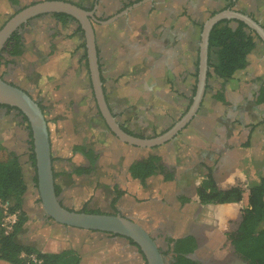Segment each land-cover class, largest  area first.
<instances>
[{
  "label": "rangeland",
  "instance_id": "374dc122",
  "mask_svg": "<svg viewBox=\"0 0 264 264\" xmlns=\"http://www.w3.org/2000/svg\"><path fill=\"white\" fill-rule=\"evenodd\" d=\"M37 1L41 0H20V5H28ZM73 1L89 4V0ZM120 1L102 0L101 5L95 8L94 14L107 16L120 5ZM207 1L195 0L191 6L199 10ZM254 1H242L243 3H237L234 8H242L244 12H247L253 6ZM188 2L190 0L184 4L186 7H189ZM247 2L248 5H246ZM219 6L218 0H211L212 8ZM17 8L14 6L12 10ZM146 9L147 5L144 2L129 13L127 20L120 16L110 24L94 23V34L95 43L100 49L99 55L102 58L99 73L101 72L100 79H103V93L111 107L112 115L119 125L129 128L135 134L148 137L168 127L177 116L167 115L168 113L163 108L156 109L155 112L150 111L147 108L151 101L147 87L151 88L154 79L156 81L158 77L157 74L162 73V64L167 63L172 68L178 67V44H165L160 37L162 33L160 31L164 30L162 29L164 28L163 11L146 12ZM9 13H0V24L9 17ZM206 14L205 19L209 16L208 13ZM50 24L55 25L50 16H40L20 27L19 32H22L28 47L24 55L20 59L17 58L16 62L23 60L24 67L15 66L3 75V78L26 90L35 101H39L44 107L51 145L61 157L59 162H54V166L55 169L64 172V176L61 177L63 179L60 180L62 184L60 192L65 206L80 211L85 207H90L110 213L112 210L110 204L115 197L111 183L120 182L123 188L119 190L124 194L118 204L125 213L135 217L134 219L144 228L156 230L154 233L156 237L158 236L155 240L158 246L163 247L161 237L165 235L168 225H174L172 235L178 236L187 232V224L193 221L209 226L217 223L220 229L213 231L206 240L199 238L200 247L195 253H200V257L208 253V250H205L208 248V239L214 241L213 249L218 246L221 251L227 253V245L221 243L222 230H233L237 221H228L226 225L224 219L214 220L213 216L224 213V206H204L197 216L195 205L180 208L173 201L175 192L179 193L184 190L185 183L195 182L199 178V173L194 170L197 169L196 167L192 171L186 169L177 171L175 178L166 183L150 178L141 184L127 177L125 169L129 163L146 156L149 149L122 144L111 135L98 115L89 72L85 69L84 61L81 60L83 49L79 48V44L83 41L82 36L80 33H74L76 30L74 23L58 24L49 29ZM49 43L53 44L52 54H49ZM146 44L149 45V50ZM37 51H41L42 55L39 61L35 60ZM161 52H164V55L160 56ZM138 55L142 57V62L137 65V75L127 76L129 63H132ZM212 57L214 59V55ZM146 63L150 67L147 74ZM180 111L179 109L178 112ZM184 133L190 134L185 135ZM28 135L29 131L20 114L14 109L0 107V138L2 140L7 139V136L10 138L5 141L6 147L0 143V160L5 161L11 157L8 149L16 142L17 148L22 150L20 151L21 157L26 161V168L30 172V179L28 176L26 181L28 189L25 196L30 225L23 235L30 240L33 235L35 237L37 234L45 244L48 240H53L49 242V245L54 247L59 243V238L46 236L44 229L35 232L36 229L41 228L43 219L40 203L34 202L38 194L33 179H31L34 169L29 160ZM179 136V144L172 143L168 146L159 145L152 148L153 152L163 158V163L168 162L175 170L177 158L174 152H179L178 155H180L198 149L195 144L196 131L191 129V124L182 129ZM79 137H84L106 161L112 162L115 173L111 177L97 183V180L93 178L82 179V176L72 178L68 175L69 171L85 163L80 154L71 152L72 144ZM13 139L17 140L13 141ZM51 229L55 234L54 228ZM63 231L65 233L63 243L75 246L81 251L80 264H140V256L135 253L134 247L126 245L125 240L116 241L97 232H81L68 228H64ZM46 247L47 245H44L41 250L45 251ZM207 257H212V255L208 254ZM212 262L214 264V261ZM229 263L242 264L235 258H231Z\"/></svg>",
  "mask_w": 264,
  "mask_h": 264
},
{
  "label": "crops",
  "instance_id": "0c3cea01",
  "mask_svg": "<svg viewBox=\"0 0 264 264\" xmlns=\"http://www.w3.org/2000/svg\"><path fill=\"white\" fill-rule=\"evenodd\" d=\"M70 1L76 4H80L73 0ZM186 1L140 0L138 1L139 4L137 6L121 15L123 19L127 20L129 17V13L132 12L135 8L141 6V4L144 2H146L147 5L146 12L154 10L159 12L163 11L162 21L164 24V28L162 29L164 30L160 31V33L162 32L160 37L165 44H178V59L175 56V59L178 60V67L176 66L172 68V66L167 63L162 64V73L157 74L158 77L156 78V81L154 79L151 88L147 87L148 95L151 99L147 108H149L150 111L154 110V112L156 111V109L163 108L168 113L167 115L171 117L177 115L175 119H177L181 115L182 111L188 105L190 106L192 101L189 104V98L192 95V88L195 84L197 85V79L194 78V73L197 69L198 74V65L196 68L194 63L197 60L199 62V46L201 33L197 24H201L204 22V19L207 15L206 13L210 14L212 11H220L229 2V0H218L220 2V6L212 8L211 0H208L202 8L196 10V7L191 6L192 3H195V0H190V2H188L189 7H186L184 5ZM242 1L245 0H236L235 5H237V3H241ZM101 3L102 0H98V4L96 7L101 5ZM120 5L118 6L119 8ZM246 5H248V2ZM184 10L186 12L185 16H183ZM4 13H7V11H4ZM247 14L255 21H257L264 29V0H255L253 6L248 9ZM95 16L98 17L99 15L96 14ZM188 16L191 20H193L195 25L191 23L189 24V22L187 21ZM69 23L71 24L72 22ZM74 24L76 29L77 24ZM184 32L186 34H184ZM24 43L26 42L24 41ZM146 48L149 50L150 47L148 44H146ZM162 54L164 55V52L159 53L160 56ZM212 55H214L213 51H211V53H208L207 50V64L208 57L211 60L213 59ZM98 58V64L102 65V58H100L99 54ZM13 60L16 62L17 58H13ZM134 60H138L137 62H139L140 64L142 62V57L138 55L136 58H134ZM184 62L186 63L185 72ZM213 62H215V55ZM149 69L150 67L148 66V63H146V74L149 73ZM207 71L212 72V69L210 70L208 67ZM129 75L131 74L127 73V76ZM168 78L171 82H168ZM262 89L264 90V41L259 37L255 41L254 49L248 56V63L246 67L243 70L238 71L233 79L222 80L214 76L213 74L210 77L206 76L205 87L199 107L192 118L182 128L185 129L187 126H189V124H191V129L196 131L197 141L195 142V144L197 145L198 149H195L191 153L184 152L180 155H178L179 152H174L177 158L175 162L176 170L174 169L175 173H177V171L180 172L183 169L192 171L194 167L197 168L194 170L199 173V178H197L195 182L185 183L184 190H181L179 192L180 196L186 199L183 207L186 208L187 206L195 205L197 208V216L204 207L197 205L198 195L196 193L197 187L205 177L204 174H210L215 186L221 190H225L230 187H240L243 189H248L254 182L257 181L259 176L264 175V102L256 103V98L260 90ZM218 96L222 99H218ZM177 109H180L181 111L178 112ZM173 121H171V123H173ZM181 130H179L172 139L164 142L161 145L168 146L172 143L179 144V132ZM188 134L190 133H186L185 135ZM8 136H10L9 133ZM8 136L7 139L10 140ZM7 139L2 140L0 138V143H2L4 147H6L5 141ZM16 140L17 139H13V141ZM49 142L51 166L53 175H55L54 185L61 188L62 184H60V180L63 179H61V177L64 176V172H61L60 169H55L54 166V162H59L61 157L56 153L57 150L54 149V146L51 145V136L49 137ZM20 151L22 150H19V148H17L16 142L13 143L8 149V152L13 153V155L18 158L27 190L28 184L26 181L30 172L29 169L26 168V161L21 157ZM161 161L163 163L162 157ZM163 164L168 169L174 168H172V165L168 164V162L166 163V161ZM194 164L196 165L194 166ZM82 165L85 166L86 162ZM128 166L125 169L127 177H129L127 172ZM32 169H34V171L33 177L31 179H34L35 168ZM75 169L76 168L69 171L68 175L72 178H79L80 175L78 176L77 174L73 173ZM85 178V176H82V179ZM132 180L134 182L141 183L139 180ZM111 186L112 188H116L118 190L123 188L120 182H113ZM26 193L27 192H25L24 195L22 208L27 212L29 217V212L27 211V206L25 204ZM215 205L221 207L224 206L225 209L224 213L221 212V214L213 216L214 220L218 221V219H224L226 221V225L229 223L228 221L233 222L236 220L238 223L241 209L243 207V202L240 201L223 204H206V206ZM217 225L218 224L216 223L214 225L212 224L211 226H208L211 233L220 229L219 225ZM62 227L63 226H59L57 224H52V228H54L55 231V234L53 236L59 238L60 240L59 243L54 245V247H51V245H49V242H52L53 240H48V242H46L45 244V242H43L37 234L35 235V237L33 235V237L29 240L23 235V232H21L17 235V239L23 244L33 245L41 252L57 253L60 252L64 246L63 238H65V233L63 231L64 228ZM59 231L61 232L60 234L62 237H58L56 235L57 233H59ZM223 232H226V229L222 230V235ZM30 233L32 234V231ZM195 236L199 244L200 237L198 233H195ZM207 241L208 253L204 254V259L208 256V254L211 256L215 252V249L218 248V246H215L214 249L212 248L214 241L210 239H208ZM223 242L224 236L221 240V243ZM44 245H47L45 251L41 250V247H43ZM227 249L232 253V249L229 244L227 245ZM0 264L9 263L0 261Z\"/></svg>",
  "mask_w": 264,
  "mask_h": 264
},
{
  "label": "trees",
  "instance_id": "16d2710c",
  "mask_svg": "<svg viewBox=\"0 0 264 264\" xmlns=\"http://www.w3.org/2000/svg\"><path fill=\"white\" fill-rule=\"evenodd\" d=\"M138 1L140 0L129 1L128 4H125L122 7V9L127 6H131ZM235 2L236 0H229V2L225 5L223 9L232 8ZM33 3L35 2H31L30 4ZM12 6L18 8L16 10H12ZM25 6L27 5H20V0H0V13L1 11L10 12V17ZM216 12L218 11H212L209 16L215 14ZM46 15L48 14H42L37 17ZM185 15L186 12L184 10L183 16ZM49 16L53 19L55 24H50L49 29H51V27H55L58 24L64 25L69 22H72L77 24L74 33H83L78 21L75 18L65 13H51ZM109 17L111 16H107L105 18H96L98 20H106ZM7 19H5L0 24V27L4 24ZM187 21L189 22V24L191 23L195 25V23L189 18V16L187 17ZM92 25L94 28V22H92ZM197 25L201 32L203 23ZM257 38V34L252 29L248 28L246 24L242 21L222 19L215 23L208 35V53H211V51H213L215 55V62H211V59L208 57V67L209 69H212V72L207 71V77H210L213 74L214 76L222 80L233 79L238 71L243 70L246 67L248 63V56L254 49L255 41ZM27 47L28 45L24 43V37L20 32L14 31L8 37L0 53V77H3V75L8 73L15 66H19V68L24 67L23 60H19V62L16 63L13 58L20 59L27 50ZM48 48L50 49L49 54H52L51 49L53 48V44L49 43ZM79 48L83 49L81 60L84 61L85 69L87 70V72H89L84 41L79 44ZM37 52L38 53L36 54V57H34L35 60L39 61L41 60L42 55L41 51ZM96 52L98 57L99 47L97 45ZM137 61L138 60H134L132 61V63H129V74H131V76L133 77H135L138 72L137 65L139 64V62ZM194 64L197 68L198 60ZM185 65L186 63L184 62V72L186 70ZM98 66L101 67V65L99 64ZM194 78L197 79V69L194 73ZM169 81L170 80L168 78V82ZM101 82L103 83V79H101ZM195 88L196 84L192 88V95L189 98V104L192 101L193 95L195 94ZM102 89L104 88L102 87ZM217 98L222 99L219 98V96ZM105 100L107 102L106 97ZM36 102L44 113V107L39 101ZM262 102H264L263 89L260 90L256 98V103ZM0 106L5 107L7 109L17 110L18 113L21 115L23 122H25L26 128L29 131V160L31 162L32 167L35 168L32 139L27 118L21 113V111H19L15 107H11L8 105ZM188 106L182 111L181 115L177 119H175L173 123H171V125H169L160 132H155L153 135L148 136L147 138L158 136L163 132L167 131L177 120H179L181 116L184 115V113L188 109ZM97 112L100 118L102 119L98 109ZM102 121L104 123L103 119ZM88 127L91 130L89 125ZM121 127L124 131L129 134L138 137H143L139 134H133L132 131L127 130L125 126ZM110 133L111 135H113L112 132ZM71 152L75 154H80V156H82L83 159L87 160L89 164V166L87 167L83 166L82 164L79 165L73 171L74 174H88L91 170H93L97 155L95 154L94 149L90 145L89 141H87L84 137H79V139H77L76 142L72 144ZM9 154L11 155V157L6 159L5 161L0 160V201L8 203L9 212L17 213V220L14 223L12 230L7 234H4L2 229L0 228V261L7 262L9 264H80V257L82 253L75 246H68L64 243V246L60 252L48 253L41 252L31 244H23L17 239V235L21 232H24L30 225V219L28 217L27 212L22 208V203L26 192V185L24 183L21 165L18 161V158L13 155V153ZM101 163L102 161L99 162V164ZM127 172L128 176L131 179L139 180L141 184L145 180L150 178H154L160 183H166L172 181L175 178L174 169H168L162 163L161 156L153 152L152 148L149 149V152L146 156L131 162L127 169ZM204 176L205 177L203 181L196 189L199 201L202 204H223L240 201L243 202L240 218L236 227L233 230L227 231L225 235L227 237V240L233 246L235 252H237L244 260H248L249 264H264V175L259 176L257 181L254 182L248 189H243L240 187H230L225 190L218 189L215 186L210 174H204ZM54 177L55 175H53V178ZM33 182L36 187V174L34 175ZM54 191L55 194L58 196L60 192V187L54 185ZM113 191L115 193V197L112 199L111 206H113L116 200L124 194L123 191L118 190L116 188H113ZM181 200L185 201L186 199L182 197ZM34 202L39 204V197H36ZM81 211L89 213H100L98 210L87 211L85 209H82ZM1 218L2 210L0 208V221ZM49 220L50 218L48 217L47 221ZM57 225L65 226L60 224ZM51 228L52 224L47 222L43 224L41 228L36 229L35 232H39L44 229V234L46 236H53L54 234L52 233ZM78 230L85 232L83 229ZM90 232H94V230ZM60 233L61 232L59 231V233H57L56 235L60 237ZM128 240L131 244L137 246L131 239L128 238ZM63 241H65L64 238ZM195 247L196 243L193 236H186L184 238L178 239L176 241V246L173 250V262H171V264H199L198 262L186 257V254L193 251ZM30 256H34L36 261H33Z\"/></svg>",
  "mask_w": 264,
  "mask_h": 264
},
{
  "label": "water",
  "instance_id": "95a60500",
  "mask_svg": "<svg viewBox=\"0 0 264 264\" xmlns=\"http://www.w3.org/2000/svg\"><path fill=\"white\" fill-rule=\"evenodd\" d=\"M138 4L139 3L137 2L106 20H98L94 14V10H86L71 1H37L14 13L0 27V53L8 37L14 31H19L20 27L27 23L30 19L42 14L51 13H65L75 18L83 31L82 37L95 103L107 129L113 133L118 141L130 146L142 149H150L159 146L172 139L192 118L199 107L205 87L208 69V35L213 25L222 19L239 20L244 22L246 26L252 29L263 41L264 29L248 14L234 8H225L211 16H208L203 22L200 33L197 85L189 108L178 121H176L162 134L152 138L138 137L129 134L122 129L112 115V112L105 100L99 73L94 28L92 25V22L103 25L110 24ZM0 105L15 107L27 118L34 154L36 191L40 199V205L44 215L60 225L125 236L138 245L147 261V264H165L164 258L156 241L137 221L117 213H89L71 210L62 205L54 191L49 132L44 113L40 106L27 91L8 82L3 77H0ZM188 257L191 258L190 255H188Z\"/></svg>",
  "mask_w": 264,
  "mask_h": 264
},
{
  "label": "flooded vegetation",
  "instance_id": "af4514ba",
  "mask_svg": "<svg viewBox=\"0 0 264 264\" xmlns=\"http://www.w3.org/2000/svg\"><path fill=\"white\" fill-rule=\"evenodd\" d=\"M129 1H131V0H122L121 1V5H120V8L118 7V8H116V9H114L111 13H109V14H107V16H113V15H115V14H117V13H119V12H121L122 10H124V9H126L127 7H129V6H127V7H125V8H123L122 9V7L125 5V4H128V2ZM90 3L89 4H78V5H80L81 7H83V8H85V9H87V10H94L95 11V6H97V4H98V0H90L89 1ZM235 5V4H234ZM234 7V6H233ZM236 10H239V11H241V12H243V13H245V14H247V12H244L242 9H240V8H238V9H236ZM50 14H48V15H46V16H49ZM106 15H99L98 17H102V18H105V17H107ZM36 18V17H35ZM110 18V17H109ZM31 20V19H30ZM22 27V26H21ZM19 32V31H18ZM21 34H22V32H20ZM81 36H82V34H81ZM83 38V37H82ZM1 107V106H0ZM108 107H109V109H110V111H111V107H110V105H109V103H108ZM15 110V109H14ZM15 111H17V110H15ZM18 112V111H17ZM182 117V116H181ZM180 117V118H181ZM179 118V119H180ZM123 126V125H122ZM124 127V126H123ZM126 129L127 130H130L129 128H127L126 127ZM132 133L133 134H135L133 131H132ZM115 137V136H114ZM143 137H145V136H143ZM120 143H122V142H120ZM122 144H125V143H122ZM94 152H95V154L97 155V159H96V161H95V166H94V168H93V170H91L88 174H79L80 176H85L86 178L85 179H89V178H93V179H96L97 181H102L103 179H105V178H109V177H111V175L113 174V173H115V168H114V166L112 165V162H110V161H106L105 159H103L104 157L99 153V152H97L96 150H94ZM85 160V159H84ZM100 161H102V163L101 164H99V162ZM85 162H86V165H85V167H87V166H89V164H88V161L87 160H85ZM133 162V161H132ZM130 165V164H129ZM129 167V166H128ZM128 169V168H127ZM78 175V176H79ZM112 184V183H111ZM58 200H59V202L62 204V205H64L65 206V204L63 203V201L61 200L62 199V197H61V192H59V194H58ZM123 198V197H122ZM121 197H119L117 200H116V202L114 203V205L113 206H111V204H110V206H111V208H112V210H111V212L110 213H113V214H115V213H117V214H121L122 216H125V217H128V218H131V219H133L134 221H136L134 218L135 217H133V216H131V215H129V214H127V213H125L123 210H122V207L118 204V202L119 201H121L120 199H122ZM181 196H180V194L179 193H177V192H175V194H174V197H173V201L177 204V205H179L180 206V208H181V206H183L184 204H185V201H182L181 200ZM197 200H198V203H197V205H200V206H206V204H202L200 201H199V198H197ZM193 204V203H192ZM66 208H68V209H71V210H75V209H72V208H69V207H67V206H65ZM85 210H92V211H94V210H96V209H93V208H90V207H85L84 208ZM77 211H80V210H77ZM100 213H108V212H106V211H104V210H98ZM41 218L43 219V222H42V225L43 224H45V223H47V222H49V223H51V224H57V223H55V222H53L52 221V219H50L49 221H47L48 220V217L46 216V215H44V213H43V211L41 212ZM195 219V218H194ZM47 221V222H46ZM167 225H168V223H167ZM188 225V227H187V232H185V233H183V234H181V235H178V236H173L172 235V228H173V224L171 225V226H169L168 225V227H167V231H166V233H165V235L163 236V237H161V239H162V242H163V247H161V246H158V248H159V250H160V252H161V254H162V256H163V258H164V262H165V264H171V262H173V254H174V252H173V250H174V248H175V246H176V241L178 240V239H181V238H184V237H186V236H193V238L195 239V243H196V247L193 249V251H191L190 253H187L186 254V257H188V255H190L191 256V258L190 257H188V258H190V259H192V260H194V261H196V262H198L199 264H213V262L212 261H214V264H231V263H229V261H230V259L231 258H235L236 260H239V261H241V263L242 264H249V261L248 260H244L237 252H235V250H234V248H233V246L230 244V242L227 240V237H226V235H225V233L227 232H223V236H224V242H223V244H226V245H228L229 244V246L231 247V251H232V253L230 252V251H227V253H224L223 251H221V249H215V252L212 254V257H207V258H203V257H200V253H195L196 251H197V249H199V244H198V241H197V238H196V236H195V233H198V235H199V237L200 238H202L203 240H206V238H208L209 237V235H211V231L209 230V225L208 224H198L197 222H195V221H193V222H191V223H188L187 224ZM218 226V225H217ZM63 227H65L66 229L68 228V229H76V230H78L79 228H72V227H68V226H63ZM145 229H146V227H145ZM147 230V229H146ZM80 231V230H79ZM85 232H90V231H92V230H84ZM148 231V233L152 236V238L154 239V240H156V238H158V236L156 237L155 236V233L154 232H156V230H147ZM82 232V231H81ZM94 232H97V233H102V234H105L106 236H108L110 239H113V240H125L126 241V245H128V246H132V247H134L135 248V253H137L139 256H140V264H147V261H146V259H145V257H144V255H143V253L142 252H140L141 250L139 249V248H137L138 247V245L137 246H135V245H133V244H131L130 242H129V240H128V238L127 237H125V236H122V235H118V234H114V233H108V232H100V231H94ZM220 246H221V244H220ZM222 247V246H221ZM223 248V247H222ZM197 255V256H196ZM235 256V257H234ZM144 257V258H143ZM214 257V258H213ZM212 258V259H211Z\"/></svg>",
  "mask_w": 264,
  "mask_h": 264
},
{
  "label": "built area",
  "instance_id": "2783aa9c",
  "mask_svg": "<svg viewBox=\"0 0 264 264\" xmlns=\"http://www.w3.org/2000/svg\"><path fill=\"white\" fill-rule=\"evenodd\" d=\"M0 208L2 210V218L0 221V228L4 234L9 233L12 230L14 223L17 220L16 212H9L8 203L0 201ZM33 261H36L34 256H30Z\"/></svg>",
  "mask_w": 264,
  "mask_h": 264
},
{
  "label": "bare ground",
  "instance_id": "6f19581e",
  "mask_svg": "<svg viewBox=\"0 0 264 264\" xmlns=\"http://www.w3.org/2000/svg\"><path fill=\"white\" fill-rule=\"evenodd\" d=\"M205 250L207 251V249H205ZM205 250H204V251H205Z\"/></svg>",
  "mask_w": 264,
  "mask_h": 264
}]
</instances>
